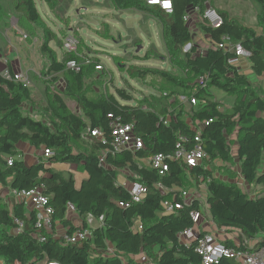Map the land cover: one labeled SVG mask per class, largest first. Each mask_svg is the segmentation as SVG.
Masks as SVG:
<instances>
[{"label":"trees","instance_id":"16d2710c","mask_svg":"<svg viewBox=\"0 0 264 264\" xmlns=\"http://www.w3.org/2000/svg\"><path fill=\"white\" fill-rule=\"evenodd\" d=\"M43 1L50 11L55 8V0ZM109 1L116 11L144 13L155 19L161 27L170 67L185 71L189 77L179 78L168 71H158L157 74L181 92L145 96L135 106L121 105L118 101H132L126 88L115 89V95L88 97L83 83L85 70L92 68L98 73L95 67L100 64L82 65L77 73L68 70L65 66L68 60L82 63L81 60L70 53H63L64 58L58 60L49 47L52 34L33 0H15V11L21 14L18 24L27 40L38 35L35 28L42 29L40 52L50 65L41 76L45 99L39 104L27 85L0 74V189L16 192L40 189L53 210V222L59 233L71 235L76 230L65 217L68 203L81 220L88 215L94 219L103 217V225L92 228L91 238L85 241L65 243L63 238L54 236L55 229L52 232L35 229V213L31 207L0 193V261L4 264H202L201 256L195 251L196 241L186 242L179 237L181 232L193 228L189 214L194 207L163 214L161 204L167 196L156 189L157 183L166 189L197 188L200 183H206V204L217 227L236 231L247 239L264 240V196L252 199L232 182L239 174L246 186L264 191V169L260 170L264 159V91L251 82L246 73L228 64L231 54L216 47L224 36L240 43L250 53L251 74L256 79L264 78V0H255L260 7V34L219 12L224 22L217 29L197 22L198 30L209 40L203 55L195 54V44L189 53L183 52L184 46L194 38L184 16L193 8L203 11L207 0H172L170 15L142 0ZM103 29L110 36L108 26L103 24ZM77 53H81L80 42ZM129 73L132 78H141L148 72L131 68ZM60 78L66 83L64 96L51 91ZM200 80L201 84L192 86ZM212 90L233 98L232 105L221 111V103L215 100ZM180 96L188 100L194 98L196 104L181 103ZM65 99L80 109L81 116ZM24 105L31 108L33 115L22 110ZM107 115L120 117L123 124H131L144 144V149L135 155L124 153L114 159L109 157L108 162L116 170H106L98 163V154L105 149L104 145L82 139L86 128L99 129L108 137ZM162 120H166L167 125ZM197 131L207 168L192 169L187 176L177 163H170L168 174L163 177L147 166L138 169L137 164L142 159L155 154H173L180 139L188 141L187 146L191 147ZM21 143L36 151L47 149L52 155L38 157L37 163L27 165L17 149ZM11 158L12 165L8 166L7 160ZM46 163L51 166L47 167ZM55 163L79 167L83 177L65 179L64 170L53 168ZM125 167H129L149 191L141 203L122 209L115 202L128 201L129 196L114 182L118 169ZM14 219L23 224L19 233L14 232ZM84 228H87L85 222ZM39 236H44L45 240L39 242ZM107 247L113 249L114 256H103ZM215 264L237 263L222 257Z\"/></svg>","mask_w":264,"mask_h":264},{"label":"rangeland","instance_id":"374dc122","mask_svg":"<svg viewBox=\"0 0 264 264\" xmlns=\"http://www.w3.org/2000/svg\"><path fill=\"white\" fill-rule=\"evenodd\" d=\"M208 1L213 4L215 10L226 13L230 20L250 27L256 33L261 32L258 25L260 7L255 0ZM33 2L40 17L46 22L45 27L52 34V41L49 45L54 49L56 58L61 60L64 58L63 50L59 45L67 34H72L77 39L78 45L80 42L81 53L76 52L75 55L81 62L88 60L89 64L86 65L96 62L102 66L98 73L92 68L85 70L83 83L88 97L106 93L114 94L115 89L126 88L130 91L132 101H118L121 105L135 106L145 96H165L167 91L181 92L157 74L158 71H168L169 74L179 78L189 77L185 71L170 67L161 39V27L147 14L116 11L111 7L109 0H55V8L51 11L43 0H33ZM15 6V0H0V53L7 55L9 48L16 49L17 54H12L10 58H17L22 70L28 74L29 80L26 85L31 90L35 102L39 104L43 98L45 99V83L41 76L46 71V65L43 66L40 53L41 44L28 46L30 44H25L24 40L10 29L9 19L5 21L1 18V11L6 14L14 12ZM11 18V24L16 26L17 23L19 26L15 14H11ZM103 24L108 26L110 36L103 29ZM34 30L40 37L43 36L42 29L35 28ZM131 68L148 73L141 78H132L131 74H128ZM248 78L257 84L254 76L248 75ZM60 85V83L53 84L51 91L62 93L61 96H64L62 91L65 88ZM212 93L215 100L221 103V111L227 110L232 105L233 98L217 90H212ZM65 100L73 110H77L73 103H70L68 99ZM30 109L27 105L22 107V110L33 115ZM24 147L27 146L24 144ZM232 151L235 153V148ZM46 166L50 167L51 164L46 163ZM53 168L64 170L65 179L70 176L74 179L83 177L81 169L76 166L70 167V165L55 163ZM262 169H264V160L260 170ZM253 187H244V191L250 198L264 196V191L259 187L253 191Z\"/></svg>","mask_w":264,"mask_h":264},{"label":"built area","instance_id":"2783aa9c","mask_svg":"<svg viewBox=\"0 0 264 264\" xmlns=\"http://www.w3.org/2000/svg\"><path fill=\"white\" fill-rule=\"evenodd\" d=\"M146 5L156 6L165 14H172V0H142ZM193 18H195L193 20ZM185 23L195 29L197 22H203L206 26L217 29L224 20L221 15L211 6L206 5L203 11L198 8L191 9L184 16ZM194 22V23H193ZM25 39V35H22ZM78 47V41L72 34H67L61 40V49L66 54H76ZM193 44L188 43L184 46L183 52L189 53ZM216 47L222 50L224 53L231 54L228 59V64L240 67L242 62H247L250 57V53L238 42H233L228 36L222 37L221 41ZM203 52L198 54L203 55ZM89 64L88 60H83L82 63L76 60H68L65 66L68 70L79 72L82 65ZM96 70H101L102 66L95 67ZM239 71V70H238ZM8 80H14L16 82L27 84L28 78L22 73L11 75L7 71L2 74ZM46 79H49L46 77ZM259 86L264 91V78L260 79ZM179 101L187 105L194 106L196 101L194 98L190 100L186 96H180ZM190 103V104H189ZM79 116H81L80 109H77ZM109 119V136L106 137L104 133L99 129L86 128L82 133V139L88 141L90 144L100 143L105 146V149L101 150L98 154V163L106 170H116L114 166L108 162V158L114 159L115 157L124 153L135 155L138 151L144 149L142 139L134 133L133 126L131 124H123L120 117H113L107 115ZM167 125L166 120H162ZM211 122V120H209ZM202 125V124H201ZM201 128V127H200ZM199 128V129H200ZM188 141L180 139L175 146L173 154H155L148 159H142L137 164L138 169L144 166L152 169L159 177H163L168 174L169 164L177 163L178 166L188 176V172L195 168H207L205 163V153L200 145V132L197 131L193 145L187 146ZM43 157L48 158L52 155V152L47 149H42ZM13 159L7 160V165H12ZM118 176L114 182V185L118 188L125 189L128 193V201H116L115 204L122 209L129 208L132 204L141 203L149 189L142 180L129 168L125 167L118 169ZM237 172V171H236ZM197 181H200V177H197ZM226 181V180H224ZM209 182V179L207 180ZM234 183L239 188L244 190L246 184L243 182L241 176L238 174L236 179H233ZM156 189L160 192H164L167 198L162 202L163 214H175L177 211L182 210L184 207H194L190 211V219L193 223V228L187 229L179 234V237L186 242L191 240L196 241L195 251L201 256L202 264H215L222 257L232 259L237 264H264V240L259 237L247 239L241 233L236 231H227L225 228L217 227L211 220L208 206L206 204V183H200L197 188H176L169 189L161 186L160 183L155 184ZM13 199L23 203L26 207H31L35 213V229L38 231L45 230L52 232L55 229V237L63 238L65 243L74 244L77 242L85 241L91 238V229L102 227L103 217L94 219L91 215L81 220L78 216L75 208L72 204L68 203L66 206V219L75 227V231L71 235H66L65 232L59 233L58 228L55 227L53 222V210L48 206V199L45 197L40 189H32L24 192L12 191L10 195ZM84 222L86 227L84 228ZM16 228L15 233L21 232L23 224L21 221L14 219ZM138 229H141L138 226ZM203 233V234H201ZM221 237H225L221 240ZM44 236H39L38 241L43 242ZM225 242L230 245L225 244ZM103 256H114L113 249L107 247ZM0 264H4L0 261ZM57 264V263H49Z\"/></svg>","mask_w":264,"mask_h":264},{"label":"crops","instance_id":"0c3cea01","mask_svg":"<svg viewBox=\"0 0 264 264\" xmlns=\"http://www.w3.org/2000/svg\"><path fill=\"white\" fill-rule=\"evenodd\" d=\"M44 2V1H43ZM45 3V2H44ZM12 4V6H13V3H11ZM46 4V3H45ZM206 5H209V6H211V7H213V4L211 3V2H209L208 0H207V3H206ZM112 7V6H111ZM13 8V7H12ZM36 8V7H35ZM113 8V7H112ZM214 8V7H213ZM114 9V8H113ZM85 10H86V8H85ZM13 11L14 12H11V13H4L3 11H1V18L3 19V20H8L9 19V24H10V29L11 30H13V32H14V34L16 35V36H19L22 40H24V42H25V44H30V45H28V46H31L32 44L33 45H38V44H42V42H43V40L41 39V37L39 36V35H37L36 37H34L33 39H31L30 41L29 40H27V37H26V35H25V33L24 32H22L23 30L17 25V23H16V26L15 25H13V24H11V21H12V18L10 19V15L11 14H15V16L17 17V21H18V18H19V16H21V14H19V13H16V11H15V7L13 8ZM191 11V9L188 11V12H190ZM217 12H219V13H222V14H225L226 16H227V14L226 13H224V12H222V11H219V10H216ZM119 12H122V11H119ZM39 14V13H38ZM13 18H14V16H13ZM227 18L229 19V17L227 16ZM42 19V18H41ZM195 18H193V20H194ZM43 20V19H42ZM44 21V20H43ZM45 22V21H44ZM194 23V22H193ZM45 25H46V22H45ZM187 25V24H186ZM189 27V26H188ZM20 30H19V29ZM189 29H190V33H191V35L194 37L193 39V41H191L190 43L191 44H193V46H194V44L195 45H197V48H196V51H195V54H198L199 52L201 53V52H203L202 54H204V52L206 51V49H207V44H208V42L207 41H209L208 40V37L206 36V35H204V34H202L199 30H198V28H197V23H196V25H195V29L193 30V29H191V27H189ZM25 35V39L23 38V36L22 35ZM257 34H260V33H257ZM200 40H199V39ZM10 42V41H9ZM8 42V43H9ZM50 44V43H49ZM8 45H10V44H8ZM204 45H206V46H204ZM40 47H41V45H40ZM49 47H50V45H49ZM51 48V47H50ZM52 50H54L53 48H51ZM17 54V51H16V49H14V47L11 49V48H9V52L7 53V55H6V53L4 54V55H2V53H0V74L2 75L4 72H8V73H10L9 71H11V73H12V75H14V74H18V73H22V74H24V75H26L27 76V78H28V80H29V76H28V74L25 72V71H23L22 70V67H21V64H20V62H19V60L16 58H14V57H12V58H10L11 57V55L12 54ZM41 53V52H40ZM5 55L7 56V57H5ZM41 58H42V63H43V66H45L46 65V69H47V67L50 65V63H49V61L47 60V59H45L42 55H41ZM58 60H60V59H58ZM7 61V62H6ZM239 71H240V73H246L247 75H250V76H253L252 74H251V72H250V67H249V63L247 64V62H242L241 64H240V67H238L237 68ZM46 77H48V76H46ZM46 77H45V79H46ZM256 78V77H255ZM261 79V78H260ZM260 79H257V84L259 85V83H260ZM46 80H49V79H46ZM56 83H60L61 85H63V88H65V86H66V83H65V81H64V79H62V78H60ZM60 85V86H61ZM25 146H27V147H24V143H21V144H18L17 145V149H18V151H20V153H21V158H22V160L27 164V165H32V164H35V163H37L38 162V157H43V153H42V149H40V150H38V151H36V150H33L32 148H30L27 144H25ZM43 158H45V157H43ZM264 160V159H263ZM72 165H70V167H71ZM68 170H70V169H68ZM79 177L81 176V175H78ZM82 177V176H81ZM80 177V178H81ZM227 181V180H226ZM257 189V187H253V191H255ZM0 192L3 194V192L5 193V195H7V196H9V197H11L10 195H11V192L12 191H9V190H4V189H0ZM58 232V231H57ZM62 233V232H61ZM225 237H221V240L222 239H224Z\"/></svg>","mask_w":264,"mask_h":264},{"label":"water","instance_id":"95a60500","mask_svg":"<svg viewBox=\"0 0 264 264\" xmlns=\"http://www.w3.org/2000/svg\"><path fill=\"white\" fill-rule=\"evenodd\" d=\"M195 84H201V80L200 81H196L192 84V86H194Z\"/></svg>","mask_w":264,"mask_h":264}]
</instances>
